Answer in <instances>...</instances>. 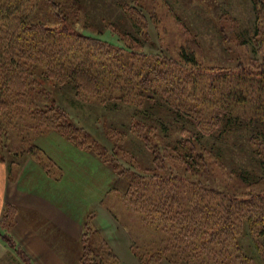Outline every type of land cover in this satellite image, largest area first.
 Returning a JSON list of instances; mask_svg holds the SVG:
<instances>
[{
  "label": "rangeland",
  "instance_id": "obj_1",
  "mask_svg": "<svg viewBox=\"0 0 264 264\" xmlns=\"http://www.w3.org/2000/svg\"><path fill=\"white\" fill-rule=\"evenodd\" d=\"M0 1L20 6V14L29 22L45 24L54 31L65 28L70 32L97 37L111 46L116 44L117 48L114 49L128 59L129 69L138 77L135 80L142 81L145 87L157 93L147 99V91L140 90L139 93H134L135 97L132 99L130 94H123L121 97V93L114 91L122 101L118 97L111 99V87H128L127 76L131 75L126 74L127 72L120 73L119 67L106 64L104 72L111 79H102V84H99L100 96L95 99L77 97L71 85H57L56 80H46L45 64L41 66L40 63V66L28 68V83L31 86L26 88L24 96L27 104H31L19 107L20 111L16 113L22 118L16 120L12 114L0 116V161L7 165L11 182L9 186L18 183L17 187H22L23 179L29 175H33L30 176L32 183L37 181L34 173L37 167L43 169L51 182L61 181L59 186H71L75 178L83 181L87 179V186L82 182L79 189L86 190L89 187L86 190L89 206L83 215H77V218L82 215L80 220H75L81 234L73 242L64 228L60 229L59 234L46 236L50 245L61 251L65 264H233L237 259L234 245L217 244L219 236H230L219 234L218 237L211 238L199 233L198 211L191 220L187 217L177 218L171 224L172 230L165 229V223L154 220L149 208L145 207L148 205L146 199L135 195L134 188H149L154 192L153 187L162 182L161 178L176 174L189 176L184 164L176 156L167 155L163 147L178 138L181 127H195L189 126L180 117L179 119L166 113L164 107L155 105L157 97L170 101L176 96L186 102L189 98L186 96L191 94L196 85L198 68H184L177 60L181 46L192 50L198 47V65L206 69L215 67L212 70L217 71L216 73H229L227 85L230 87L235 81L233 75L242 69L249 70L254 75L264 71V46H258L260 42L257 41L264 39L260 36L257 42L253 40L257 20L252 0ZM255 3L259 14H264V0H255ZM259 25L264 34V20ZM192 41L196 42L195 46L191 44ZM91 49L94 51L97 48ZM82 50L90 52L86 47H82ZM20 52H23L20 53L22 56L29 54L25 49ZM92 59L96 65L103 62L102 57ZM219 67L222 69L217 70ZM108 81H113V85ZM178 84H182L183 88L187 87V95L183 96ZM12 94L16 93L13 91ZM138 94L143 97H136ZM252 96L251 94L250 97ZM43 100H56L66 111L68 122L78 131L75 135L78 136L76 139L79 146L67 142L54 132L40 128L43 126L38 117ZM192 100L194 97L188 99ZM231 100L232 118L238 117L242 119L238 123L250 125L248 131L253 130L252 127L261 131L264 127V108L255 111L251 103H235ZM236 100L238 99L234 101ZM206 102L210 103L209 100ZM12 111L13 106L6 110ZM0 112L3 111L0 109ZM238 123L227 127L236 132L223 136L220 142L209 141L220 150V159L207 157L206 165L209 168L204 173V178L235 196L246 197L264 192V183L251 186L241 184L238 181L239 175L248 173L250 181L254 177H263L264 165L252 154L247 141L248 133L242 131L243 128L239 129ZM261 123L263 127L259 128ZM160 124L164 126V130ZM138 128L144 131L148 144L156 147L154 153L137 137ZM108 129L115 131L114 139L108 136ZM166 130L172 134L171 138H163ZM118 132L124 133L125 137H120L121 133ZM83 136L85 139H82ZM33 146L39 149L38 153L27 152ZM157 152L161 158L154 160ZM95 154H100V157ZM69 173L74 174V177L66 179ZM128 184L132 187L129 188ZM26 185H30L29 180L23 183V186ZM170 185L172 186L171 183ZM74 188L78 189L76 185ZM111 189L113 190L110 191ZM181 191L182 189L176 190V193ZM76 195L81 209H84L81 195ZM165 195L166 191L163 197ZM182 195L185 202L197 199L196 194L186 196L181 192L179 196ZM49 198L56 200V196ZM6 208L5 213L9 214L0 225L2 235L10 222L14 221L18 211H21L18 206L8 205ZM185 208L189 209L190 205H185ZM244 210L247 211L246 208ZM24 212L31 220L30 224L37 230L43 229V234H50L54 230L58 233L57 224L51 222L47 214L34 210ZM241 222L242 234L238 240L244 255L250 259L249 264H263L261 249L256 248L257 244L247 226L242 227L244 220ZM179 223L189 224V227L183 224L178 226ZM83 235L85 236L82 237ZM82 238L86 241L85 250H81ZM260 242H264V239L261 238ZM15 245L10 248L5 244L10 254L1 259L0 264H33L19 244Z\"/></svg>",
  "mask_w": 264,
  "mask_h": 264
},
{
  "label": "trees",
  "instance_id": "obj_2",
  "mask_svg": "<svg viewBox=\"0 0 264 264\" xmlns=\"http://www.w3.org/2000/svg\"><path fill=\"white\" fill-rule=\"evenodd\" d=\"M251 2L256 13L255 19L257 20L253 40L260 42L258 46H264V40H257L260 36L264 39L263 31L259 25V22L264 20V14H259L255 0ZM20 13H22L20 6H11L0 1V109L3 111L0 112V116H3L2 114H12L16 120L22 118L19 113H16L20 111L19 107L25 105L30 106L31 104L30 102L27 104L26 97L24 96L26 88L31 86L28 83L30 79L28 68H31V66H40V63L41 66L45 64L46 71L44 74L46 80H56L57 85H71L73 90L76 91L77 97H91L95 99L98 98V95L100 96L101 90H99V84H102V79H111L104 72L106 64L110 67H119L120 73L127 72L126 74L131 75L127 76L126 82L128 87L126 88L122 86L119 89L108 85L111 87L109 92L111 99L118 97L122 101V98L114 91L121 93V97H123V94L125 96L130 94L132 95V99H134V95L137 92L139 93L140 90L147 91L145 94L147 95V99L151 95L157 94L150 90V88L145 87L142 81L135 80L138 79L137 75L132 74L129 69L128 59L125 58V55L119 54L114 49L117 48L115 46L116 44L111 46L100 41L97 37L70 32L65 28L54 31L49 29L45 24L25 20L26 18ZM84 43L86 44L84 45ZM195 43V41L191 42L194 46ZM82 47H86L90 52L82 50ZM91 47L97 49L92 51ZM21 49L27 50L29 53L28 56H24V54L22 56L20 54L23 53L20 52ZM197 49L198 47L192 50L188 47L181 46L177 56L179 65L182 67L189 66L190 68H198L199 75L197 76L199 79H196V85L192 88L189 96L187 95V87L183 88L182 84H178L179 90L184 94L183 96L187 95L186 97L189 98L194 97V100L188 101V98L186 102H183L175 96L170 101L159 97L155 101V105L158 104L164 107L166 113L175 115L176 118L180 117L189 126L192 125L195 127V129L187 126L181 127L178 130V138L174 139L172 144L170 142V145L165 144V147H163V149H166L167 155L170 157L171 155L176 156L184 164L185 171L189 173V176L179 174L175 176L169 175L167 178H161L162 182L157 184V187H153L154 192H151L149 188H143V190L134 188V194L146 199L149 206L147 205L145 207L149 208V213L153 215L154 220L158 221V223H165V229L169 228L172 230L171 224L177 218L187 217L191 220L198 211L199 233L207 234L206 236L209 235L211 238L218 237L219 234L224 237L226 235L228 237L230 236V238H222L219 236L217 242V244L234 245L237 259L233 262L228 258L226 260H229L233 264L234 262L236 264H249L251 261L244 255L242 247H240V241L238 240L242 234H240L241 220L245 222L242 227L244 225L247 226L250 231L249 234H251V237H253L254 242L257 244L256 248H260L264 256V242H260L261 238L262 240L264 239V192L254 193L246 197L235 196L234 193L222 190L218 185H213L209 179L204 178V173L209 168L206 165L208 164L206 162L207 157H219L220 159V150H217L216 146L214 144L211 145L209 141L211 142L212 140L213 143L215 141L217 143L223 139V136L226 137V135L236 132L235 129H227V127H233L234 123L236 124L242 120L238 119V117L237 119L232 118L233 107L229 101L232 99L231 101L235 103H251L254 110H263L264 71L259 75H254L251 71L242 69L233 75L235 81L230 87V85H227V76L229 77V73L226 71L223 74L216 73L217 71L213 72L212 70L215 67L206 69L198 65L199 57L197 55L199 54H197ZM93 55L94 57L103 58V62L100 63L101 65L93 63ZM221 69L219 67L217 70ZM108 82L111 83L110 85H113V81ZM198 87L200 88L199 90L197 89ZM13 91L16 93L15 95L12 94ZM251 94L253 95L252 97H250ZM11 95L13 96L10 97ZM136 97L140 98L143 95L138 94ZM235 99L238 100L234 101ZM206 100H209L210 103L206 102ZM149 101L152 102L151 99ZM42 102V109L38 118H40V124L43 127L40 128L54 132L67 142L79 146L76 139L78 136L75 135L78 131L68 122L69 117L66 111L56 100H52L51 102L43 100ZM11 106H13L14 111L6 112ZM24 114L26 113L24 112ZM238 124L240 125L238 126L239 129L243 128L242 131L245 130L248 133L247 141L249 147L252 148V154L258 157V160H261V164L264 165V127L262 123L261 127H259H263L261 131L255 129V127H252L253 130L248 131L251 128L249 127L250 125L248 126L242 122ZM160 125L164 130V126L162 124ZM140 128L136 130L137 137L145 142L147 148L154 153L156 147L148 144V140L144 136V131ZM108 132L110 139H114L113 134H115V131L108 129ZM119 135L120 137H125L124 133ZM166 137H172L169 130H166V135L163 138ZM83 138L85 139L84 136ZM32 151L36 154V152H39V149L33 146L27 150L28 153ZM91 153L93 154L94 152L91 151ZM159 154V152L155 154L154 160L161 158ZM95 155L100 157V154ZM248 176L250 177L246 172L241 173L238 177L239 183L248 186L255 183H264V176L254 177L255 179L253 178V181H250ZM128 185H130L129 188L132 187L131 184ZM179 189H182L181 192L185 193L186 196L196 194L197 199L194 201L187 199L188 202H185L184 195L179 196L181 192L176 193V190ZM165 191L166 195L163 197ZM207 194L210 197H207L209 196ZM185 205H190V208H185ZM241 207H245L247 211ZM7 213L4 214L2 223L8 217L9 213ZM182 224L189 227V224L184 223H179L178 226H182ZM203 234H200V236H203ZM0 239L10 248L16 246L6 230L3 232V235L0 232ZM85 242V239L82 238L81 250L86 249ZM17 252L19 253V251ZM82 258L83 256L80 257V262H82ZM261 259L264 264V257ZM225 264H229V262Z\"/></svg>",
  "mask_w": 264,
  "mask_h": 264
},
{
  "label": "crops",
  "instance_id": "obj_3",
  "mask_svg": "<svg viewBox=\"0 0 264 264\" xmlns=\"http://www.w3.org/2000/svg\"><path fill=\"white\" fill-rule=\"evenodd\" d=\"M34 173L37 181L32 183L30 176L33 175H29L26 179H23V183L29 180L30 185L23 186L22 183V187H17V183L15 186H9L11 182H9L7 165L0 161V225L2 224L3 216L5 211H7L6 207L8 205L20 207L21 211H18L14 217V221L10 222L8 229H6L11 239L19 244L20 248L33 261V264H65L66 261L63 260L64 257L61 251L55 246L50 245L46 236L54 233L59 234L60 229L64 228L66 230L65 233L71 236V242H73L81 234V230L78 228L79 226L75 223L80 220L83 212L85 213V209L89 206L87 196V189L89 187H87V191L84 189L81 190L79 189V184L83 182L87 186L85 182L87 179L83 181L82 179L75 178L77 184H74L75 182L73 181L71 186H59L58 184L61 181L51 182L50 177L43 169L37 167ZM71 176L74 177V174L69 173L66 179ZM65 184H68V182H65ZM75 185L78 189L74 188ZM76 194L81 195V202H84V209H81ZM52 196H56L55 201L49 198ZM51 201L53 202L50 204ZM28 210L47 214V218L49 217L51 222L57 224L58 233L54 230L50 234L45 235V233L43 234V229H35L30 224L31 220L23 214L24 211ZM78 214L82 215L77 218ZM70 238H67V240L70 241ZM8 249L0 239V261L7 254H10V250Z\"/></svg>",
  "mask_w": 264,
  "mask_h": 264
}]
</instances>
